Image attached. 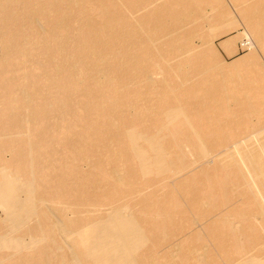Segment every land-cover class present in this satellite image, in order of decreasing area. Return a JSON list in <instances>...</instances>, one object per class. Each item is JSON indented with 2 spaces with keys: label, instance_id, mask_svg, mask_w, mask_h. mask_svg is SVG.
<instances>
[{
  "label": "bare ground",
  "instance_id": "1",
  "mask_svg": "<svg viewBox=\"0 0 264 264\" xmlns=\"http://www.w3.org/2000/svg\"><path fill=\"white\" fill-rule=\"evenodd\" d=\"M0 264H264V0H0Z\"/></svg>",
  "mask_w": 264,
  "mask_h": 264
},
{
  "label": "rangeland",
  "instance_id": "2",
  "mask_svg": "<svg viewBox=\"0 0 264 264\" xmlns=\"http://www.w3.org/2000/svg\"><path fill=\"white\" fill-rule=\"evenodd\" d=\"M232 33H234V31H233ZM222 36H223V35H222ZM217 40H218V39H217ZM218 48H219V50H220L221 55H222L224 58H226V59H230V58L233 56V55L231 56V55H228L227 53H225V51L222 50L220 46H218ZM238 52L242 53L243 51H242L241 49H238ZM234 55H235V54H234Z\"/></svg>",
  "mask_w": 264,
  "mask_h": 264
}]
</instances>
